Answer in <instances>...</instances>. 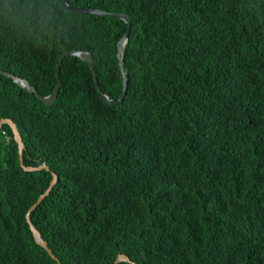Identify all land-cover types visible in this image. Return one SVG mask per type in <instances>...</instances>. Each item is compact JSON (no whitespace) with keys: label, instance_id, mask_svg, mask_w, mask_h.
<instances>
[{"label":"trees","instance_id":"1","mask_svg":"<svg viewBox=\"0 0 264 264\" xmlns=\"http://www.w3.org/2000/svg\"><path fill=\"white\" fill-rule=\"evenodd\" d=\"M124 12L123 102L90 64L46 104L0 72V264H264V0H68ZM117 16L0 0V69L42 95L66 50L103 91L124 76ZM58 262L39 244L27 213ZM117 264H132L120 261Z\"/></svg>","mask_w":264,"mask_h":264},{"label":"water","instance_id":"2","mask_svg":"<svg viewBox=\"0 0 264 264\" xmlns=\"http://www.w3.org/2000/svg\"><path fill=\"white\" fill-rule=\"evenodd\" d=\"M61 5L64 6L67 10L70 11H78V12H89V13H95V14H110L112 16H117L119 18H121L122 20H124L127 24H128V29L126 31V33L124 34V36L119 40L118 42V57L120 59V65H121V71L123 73L124 76V90L122 92V94L120 95V97L118 99H114L111 98L109 95H107L103 89L102 86L99 82V78L95 69V64H94V56L92 55L91 52L89 51H81V50H66L60 57L59 59V63L57 65V77H58V82L56 87L54 88V90L49 94V95H42L36 88L35 86H33L27 79L21 78L19 76H16L14 74H12L11 72L8 71H4L0 69V72L5 74L8 77L13 78L14 81L18 82L19 84H21L23 87L27 88L29 92L35 93L40 100L44 101L46 104H51L55 101V99L57 98L60 88H61V80L59 77L60 74V68L61 65L63 64L64 59L69 56V55H78L80 56L82 59H84L85 61H87L90 66L91 69L94 73V80H95V84L101 94V96L107 100L108 102H110L111 104H116V103H121L124 101L125 96H126V92H127V85H128V76H127V72L125 71L124 67H123V51L125 48V45L128 42L129 39V35H130V29H131V18L128 14L124 13V12H108L106 10H102L100 8H84V7H78V6H71L68 2V0H61ZM9 124L10 127L13 130L14 133V138L18 143L19 146V157H20V163L22 165V167L24 168V170L26 171H36V170H42L44 168H46L47 170L50 169V167L46 164L43 163L39 166H31V165H27L24 163V149H25V142L24 139L21 135V132L19 131V128L17 126V124L11 119V118H2L0 120V131L2 129L3 124ZM58 179V175L56 172H53V178L52 181L50 183V185L48 186V188L45 190L44 193H42L39 198L37 199V201L31 206L30 210L27 213V221L30 224V228L33 231V234L35 236L36 241L41 244L50 254L53 258H55L58 262H60V260L57 258V256L53 253L52 249L49 247L48 242L46 240L43 239L40 231L37 229V227L34 225L32 218H31V211L36 208L41 202L42 200L51 192L53 186L56 184ZM120 261H127V262H131L132 264H138L136 262L131 261L130 257L125 255L124 253L120 252L117 259L115 260V262L113 264H117Z\"/></svg>","mask_w":264,"mask_h":264},{"label":"rangeland","instance_id":"3","mask_svg":"<svg viewBox=\"0 0 264 264\" xmlns=\"http://www.w3.org/2000/svg\"><path fill=\"white\" fill-rule=\"evenodd\" d=\"M59 63V62H58ZM58 65V64H57ZM62 66V65H61ZM60 71H61V68H60ZM57 72V71H56ZM59 77H60V74H59ZM58 78V77H57ZM60 80H61V78H60ZM18 83V82H17ZM31 83V82H30ZM21 85V84H20ZM22 86V85H21ZM34 86V85H33ZM25 88V87H24ZM36 88V87H35ZM25 89H27V88H25ZM28 90V89H27ZM30 93H32V92H30ZM35 94V93H34ZM36 95V94H35ZM37 96V95H36ZM38 97V96H37ZM56 100V99H55Z\"/></svg>","mask_w":264,"mask_h":264}]
</instances>
